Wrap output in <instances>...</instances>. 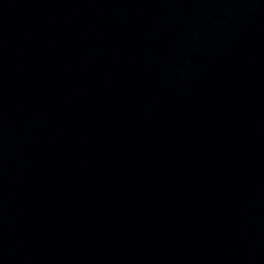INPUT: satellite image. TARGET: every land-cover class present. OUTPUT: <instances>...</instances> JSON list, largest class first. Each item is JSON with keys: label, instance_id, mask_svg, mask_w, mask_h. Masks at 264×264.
Instances as JSON below:
<instances>
[{"label": "water", "instance_id": "water-1", "mask_svg": "<svg viewBox=\"0 0 264 264\" xmlns=\"http://www.w3.org/2000/svg\"><path fill=\"white\" fill-rule=\"evenodd\" d=\"M0 264H264V0H0Z\"/></svg>", "mask_w": 264, "mask_h": 264}]
</instances>
